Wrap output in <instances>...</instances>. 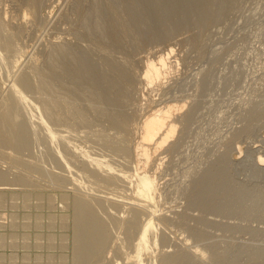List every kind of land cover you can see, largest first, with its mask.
Segmentation results:
<instances>
[{
    "label": "rangeland",
    "instance_id": "rangeland-1",
    "mask_svg": "<svg viewBox=\"0 0 264 264\" xmlns=\"http://www.w3.org/2000/svg\"><path fill=\"white\" fill-rule=\"evenodd\" d=\"M30 1L31 0H0V18L2 19V21L0 19V22H5L6 25L8 23V29H10L14 35L16 34L14 37L16 45H20V47H24L33 52L34 61L31 63L35 64L37 62L38 68L40 67L39 69H42L43 73H45V71L47 72L45 74H48L47 70H49L48 75H50V77L52 76V78H50V80L53 79L52 82L55 81L51 73L57 76L55 80H58V77L64 78L63 74H65V76L68 74L67 77L70 76V73H72L71 70L76 65L75 57L79 62L81 61L86 64V71L88 73L86 78H81L80 76L75 78L71 75L73 78L71 76L69 78L70 80L72 78V82L74 81L72 84L71 81H69L70 84L67 83L69 80L67 77H65L66 80L63 78H60L61 80L59 79L58 81L56 80L55 84L58 86L52 93L54 95L56 91L58 94L61 91L62 93L59 95L56 94L55 96L51 95L49 99L46 98L51 102H55V100H57L59 104L61 102L62 104L60 105H63V109L67 112L69 111V114H71L74 111L70 112L68 106L70 107L72 105L70 101H72L71 103L76 101V99H73L77 97L74 93H77L80 88V90H82H79L80 92L78 91L79 94L77 93L79 95L77 101H80L84 105L81 106L82 104L80 102V104L75 102L73 105L77 104L80 108L82 107L85 117L84 115H79L78 118V115L74 112L68 117L66 116L67 113L61 116V119L63 118L61 120L62 123L59 122L60 120L58 122H49L46 118L45 120L50 123L49 125L51 127L53 126L52 129L54 131L55 128L56 132H59L58 130L63 131L64 133L62 136H65L64 138L67 137L66 140L71 138L69 141H72L73 144L75 142L74 146L77 145L79 148L81 145V151L87 153L85 150H88L90 156L93 158L95 157L94 159H97L96 161L103 163V166H112L113 168H111L114 172L113 170L111 172L112 174L115 173V176L121 175L123 172L130 173L132 177L135 175L136 167L139 164L137 163L139 158L135 156V148L141 141L142 125L144 120L149 116L150 110H156L158 109L157 107L162 106V108H164L173 104L181 105L183 102L187 104L185 105L187 107L184 106L186 109L183 108L181 110L182 112L180 111L179 114L185 115L190 111L186 119V123H189L186 124L185 128L183 127L181 133H179L181 128V126H179L178 133L170 140L168 146L172 142L175 143L173 149L166 145L163 149H159L158 152L156 151L152 156L153 163L149 178L154 182V187L157 189L155 196L156 205H154V209H159L155 212L156 214L153 220L157 222L156 225L158 227L154 226L161 232L158 233L156 229V233H158L160 239H158L159 247L157 246L158 249L156 250L161 249L157 252L155 251V255L154 247V249L150 250L151 253L153 251L152 254L150 252H146L147 254L144 252L141 257L142 259L144 258L143 260L145 262L146 258L149 257V259L147 258L146 264H150V257L153 262L155 258H160V256L169 253H177L185 257L190 256L191 263L195 261L193 264H199V262L200 264H264V256H262L264 255V167L259 168L256 164L261 155L264 157V0H171L170 5L166 1H162L157 8L162 10L161 19L164 20H160L155 15H152L149 9L148 11L151 15L148 12V17H145L146 13L144 14L143 12L147 11L142 8L140 11L144 10L142 12L144 15L141 13L143 17L139 11V13H135L138 15L139 19L137 16V18L134 17V19L133 13L138 12V10H135L136 8H132L136 3L134 0H34L37 3L36 11H33L34 9L29 7L28 2ZM165 2L169 6L164 4ZM100 8L107 14L112 12L115 14L112 20H110L114 25L109 26V24L105 22L104 26L102 17H106L107 14L105 15ZM128 8L130 11L133 10L134 12L132 11L129 13ZM96 9H99V11L101 10V12L98 13L102 15L101 21L99 18L100 15L96 14L98 12ZM150 10L153 11L152 9ZM95 15L98 16L97 19ZM127 16L131 21H129ZM144 18H147L145 19L147 24L143 21ZM149 18H151V21L148 20ZM152 18L155 19V22H157L158 19V23L161 21L160 24L155 23L159 28H155V25H153L154 28L151 27L153 24H150L153 22ZM136 19L137 21L141 19V21L136 23ZM97 20L101 23L98 24ZM94 23L97 25V28L103 25L105 32H102L103 34L99 32L98 30L100 29L104 31V29H102L103 27L97 29ZM138 24L145 29V34L142 27H139ZM148 24L150 26L149 29ZM118 25L124 26L120 27ZM128 25L133 27L132 30ZM136 26L138 27L135 28ZM15 28L17 30H15ZM119 28L121 30L120 33L118 30ZM151 28H153L155 32L153 29L150 30ZM95 29H97L96 32ZM112 29H117V32H115L116 34L114 33L111 35L112 33H110V31ZM137 29L140 32H138ZM124 31L129 33H122ZM133 31L135 33L137 31L136 34L138 35ZM141 31L144 34H142L143 36L139 34L142 33ZM100 33L104 35L105 38L101 37ZM131 33L132 35L134 34V36H132ZM145 35L147 38L144 37ZM64 41L67 44H64ZM60 43L64 44L63 48H66L65 45L67 48L70 47L64 49V53L68 56L70 54V56L74 55L73 59L64 54L66 57L65 59L64 55L61 53V55L59 54V56H57V58L62 56L60 59L58 58V63L51 58L53 55H56V51L60 50ZM54 45L57 48L54 47ZM105 49L110 53L111 58H105L102 55V50ZM169 49L174 51L170 56L172 65L170 64L171 67L168 68V72H165L166 76L164 75L162 78V83L165 79L162 86L151 89L144 85L142 86V84L140 85L138 78L145 73V65L148 61L152 60L156 62L159 56L169 53ZM50 50L54 54H51ZM68 50L69 52H67ZM70 50L72 53L74 51L75 54H72ZM89 50L90 52H88ZM7 57L12 58L10 56ZM4 58L2 59L0 57V63L2 62L0 64V72L1 70L3 71L0 73V76L3 74V78L0 77V95L2 96L0 97V105L2 103L1 98H4L3 96H6L9 91V82L14 80L17 82L20 79L18 76L25 74L24 72H33L32 74L34 76L32 75L33 79L31 78V86H37L36 84L38 82L35 74L36 71H34L35 69L33 70L34 65L32 66L31 63H28L29 66L26 65L25 67L28 66L29 68L23 67L25 69L21 68L23 71L21 72V70L18 71L12 68V59ZM62 60H64V62H62ZM65 60H67V62L71 61L70 65L65 62ZM8 61H10V63ZM60 62L65 64L61 65ZM55 63L58 64L59 68L66 65V67H64L65 69H63L64 72L62 69L59 70ZM3 64L9 66V68ZM55 65L59 71H57ZM113 66L115 70L113 69L112 75L111 70ZM116 66L118 67L117 71ZM126 67L128 68L126 69ZM42 70L40 71L42 72ZM115 71L118 74L122 73L123 76L127 74V77L124 78L125 84L124 81L121 82L123 83L121 84L116 80L117 74H115ZM125 71H127V73ZM57 72H59L60 75ZM103 73L104 76L107 74L105 80ZM100 80L106 81L107 85L106 82L104 85ZM97 81L98 83H96ZM47 82H49V79ZM61 83L71 86L74 85V87L69 91L71 87L69 85L64 86L63 84L65 88L68 87V89L65 90ZM100 83L105 87L102 85V88ZM60 87L62 88L60 89ZM73 88H76L77 91ZM31 89L25 92L30 99L32 98L31 101L35 99L33 102L39 107L46 105L47 103H44L45 101L40 102L41 99L38 98L39 93H36L37 90H34L36 87ZM59 90L60 92H58ZM67 90L72 99L69 98L70 96L68 95L69 93L66 92ZM83 90H85V93L89 90L92 94L87 91L89 94V96H87V93L84 94ZM97 90L98 92L100 90V93L102 92L101 95H107V98L105 96L103 97L104 100H96L95 93H97ZM104 90H106V92ZM71 92H73L72 95ZM81 93L85 95V97L81 96ZM61 95L63 97H61ZM115 98H118L117 101L119 102H117ZM67 99H69V101ZM92 100H94V103ZM92 106L96 111L92 109ZM85 108H87V110L84 112ZM97 110L100 111L98 112ZM114 111L116 114L113 113ZM117 113L119 114L118 117L127 115L126 118L129 121L128 128L124 127V129L118 124L119 122L116 121L118 119ZM35 114L34 118L38 116L37 119H40L39 114H37V112ZM113 114L116 116L114 115L115 117H112ZM83 118H87L88 120L85 119V121L87 120L89 123L87 121L85 122ZM37 119L35 123L39 121ZM67 119L68 123L66 122ZM80 119L83 120L81 121L84 125L80 123ZM53 122L55 124H53ZM70 122L72 127L70 126L68 129ZM72 122L76 125L75 127ZM77 124H79V126ZM35 125H33L32 128L37 130V134L35 133L32 139L38 140L33 141L30 139L31 147L29 146L26 152L23 151V153L25 152L24 154L22 152L19 154L12 149L7 151L8 148H6V146V150L4 146L0 147L2 151V153L0 151V173H7L8 182L10 183H0V194L2 193V196H0V264H79L81 259L79 260L77 256L78 244L76 242L77 230H75V213H77L76 203L82 201L80 199L84 198L89 200L88 202L91 204V207L93 206L92 209L95 207L94 211L96 207L97 210H101H96V213H100L103 219L102 222L105 221L104 225L106 226L107 224V231H110L108 235L110 234L111 236H109L110 241L108 240V245L105 246L103 251L92 256L89 263H87L133 264V262H135L133 259L135 258L136 260L134 255L137 256L135 244L140 237V226L146 220L144 217L150 215L153 217L151 212L153 209L151 211L149 210L151 214L150 212H148V215L145 213L147 212L146 207L144 208L142 202L137 200L136 192L134 191L135 186L131 185L129 182L128 184L130 185L125 182L120 183V185L116 182V184L120 186L119 190L118 185L115 183L113 184L111 180L110 183H112L114 187L108 183V178H106L108 175L102 172V169L101 171H96L94 167H90L89 165H87L89 169L83 167L81 164L83 163L84 166H86V163L81 159L83 158L81 154H79L77 158L76 155L78 154L74 155L69 152L70 150H67L65 145L61 142L54 144L55 146L57 145V147H54L52 144V147L55 149L51 148V145L47 143V141L44 143V140H46L45 133L42 134L39 126ZM88 126L91 128L88 129ZM59 128H63V130ZM65 131L67 133L70 131L69 133L71 135H68ZM76 133L81 134L77 137ZM87 133L89 134L87 135ZM97 133L100 134L97 135ZM101 134L105 135V137ZM43 135L44 138L40 137ZM100 135L104 138L102 139ZM68 136L70 137L68 138ZM81 136L82 139H80ZM100 138L110 141L109 143H112V145L115 143L114 146L116 149H113L114 147L110 148V145H106L105 141H100ZM123 139L125 140L123 141ZM116 144L118 146H116ZM58 145L60 150L57 149ZM120 145H122V148L124 146L129 150L123 152V150L121 151L119 149V151H117V147H120ZM37 146L39 148H37ZM29 150L31 152H29ZM55 150L59 152L58 154L61 153V155H65L66 158H60L69 161L66 162L69 164H66L64 159L58 161V156L60 155L57 154V156ZM90 150L92 152H90ZM37 154H41V156ZM35 155H37L40 160ZM51 157H53V160L50 159ZM139 166L142 168L141 164H139ZM73 167H75L76 170ZM40 168L44 170H40ZM80 171L81 174H79ZM99 172H102L101 175L103 173L106 175L102 176L103 178L105 176L108 182L105 179H103L105 180L103 182ZM116 172L118 174H116ZM71 173L72 176H74L73 178L72 176L70 177ZM93 173L95 175H93ZM214 173H216V176ZM83 176L89 177L87 183L90 184V182H92V186L84 184L87 181V177L83 179ZM91 177H93L92 181L90 180ZM94 179H96V183H94ZM80 180L84 182L83 185ZM97 181L99 182L97 183ZM79 182H81L80 184L82 186ZM99 183H101L102 188L98 186L100 185ZM106 183L110 188L109 186L107 187ZM87 185L91 187V189L96 185L95 188L98 187L99 190L97 188L91 190ZM78 186L83 189L81 188V190ZM85 187L87 188V193L84 192L86 189ZM115 187L117 188L116 190H114ZM125 187L127 190V192L125 190L126 193L123 192V188ZM198 188L200 189L199 191ZM109 189L111 190L109 191ZM128 190L132 192H128ZM201 190L203 191L201 192ZM200 192L202 194H200ZM127 193H129V195ZM81 195L84 197L82 198ZM198 196H202L204 200L206 199L208 204L211 203L209 205H204L203 203L200 204L195 202V197ZM85 199L83 202L85 201V203H88ZM100 200L102 202H99ZM110 201L112 202L110 203ZM115 202H118L117 204L119 205H116ZM133 202L135 203L132 204ZM99 203H102V205H99ZM214 205L218 206L217 209ZM207 206H210L208 207L209 209ZM233 208L239 209L234 210ZM246 208L247 210L249 209V211H247ZM135 209L139 211V215L145 216L143 218L139 216L142 219L140 221L139 218V222L141 223H139L140 226H137L139 230H136L134 232L135 234L127 235V224L131 219L129 214L131 215L132 211L134 214L137 213ZM129 211H131V213ZM98 213L97 215H99ZM181 213L183 215H181ZM115 214L117 216H115ZM134 214H132V216ZM119 216L121 218H118ZM149 219L148 217L147 220ZM155 221L153 222L155 223ZM218 256L220 258H218ZM128 257L134 258L128 260ZM131 261L132 263H130ZM81 262L86 264V260H82Z\"/></svg>",
    "mask_w": 264,
    "mask_h": 264
},
{
    "label": "bare ground",
    "instance_id": "bare-ground-1",
    "mask_svg": "<svg viewBox=\"0 0 264 264\" xmlns=\"http://www.w3.org/2000/svg\"><path fill=\"white\" fill-rule=\"evenodd\" d=\"M28 1V0H27ZM162 1H166L169 5L171 4V0H134V2H136L135 4H134V6L132 7V8H136L135 10H138V12H134L133 10V18L134 17H138V15L137 14H135V13H139V11H140V9L142 8V9H144L145 11H147V12H143L144 10H142V11H140V14L143 12L144 14L146 13V15H145V17H148V12L150 11V12H152L151 14L152 15H155L156 17H158L160 20H164V19H161V16H162V10L161 9H159V8H157V6L159 5V4H161L160 2H162ZM164 3V4H166V5H168L167 3ZM27 3V2H26ZM28 5H29V7L31 8V9H34L33 11H36L35 9H36V5H37V3H36V1H34V0H31L30 2H28ZM125 5V4H124ZM168 5V6H169ZM127 6V5H126ZM129 6V5H128ZM159 7V6H158ZM38 8V7H37ZM99 8V7H98ZM103 8V7H102ZM102 8H100V9H102ZM127 8V7H126ZM130 8V7H129ZM128 8V9H129ZM148 9H149V11H148ZM150 9H152L153 11H151ZM30 10V9H29ZM98 12L96 13L97 15H100V14H98L99 12H101V10L99 11V9H96ZM103 10V9H102ZM107 10V9H106ZM132 11H130V9H129V13L130 12H132ZM39 12V11H38ZM103 12L105 13V11L103 10ZM107 12V11H106ZM110 12V11H109ZM108 12V13H109ZM122 12V11H121ZM150 12H149V14H150ZM35 13V12H34ZM118 13V12H117ZM142 13V14H143ZM95 14V13H94ZM102 14V13H101ZM107 13H105V15H106ZM141 14V16L143 17V15ZM150 14V15H151ZM97 15H95L96 16V19H97ZM115 14H113V12L112 13H109V14H107V16L106 17H102L103 19H102V23L104 24V26H105V22L107 23V24H109V26H112V25H114V23H112L110 20H112V17L114 16ZM132 15V14H131ZM25 16H26V14H25ZM24 16V17H25ZM95 16H94V18H95ZM101 16L102 15H100V21H101ZM140 16V15H139ZM140 16V17H141ZM166 16V15H165ZM90 17V16H89ZM128 17V16H127ZM136 17V18H137ZM141 17V18H142ZM154 17V16H153ZM88 18V17H87ZM98 18V19H99ZM129 18V17H128ZM133 18H132V21H133ZM168 18V17H167ZM1 19V18H0ZM13 19V18H12ZM21 19V18H20ZM85 19V18H84ZM135 19V18H134ZM138 19H139V17H138ZM145 19H147V18H144V20L143 21H145L146 22V20ZM151 18H149L148 20H150ZM159 19H158V21H159ZM35 20H36V18H35ZM157 20V19H156ZM1 21H2V19H1ZM7 21V20H6ZM8 21H9V17H8ZM7 21V22H8ZM19 21V20H18ZM23 21V20H22ZM26 21V20H25ZM113 21H114V19H113ZM117 21V20H116ZM129 21H131L130 20V18H129ZM136 21H137V19H136ZM139 21H141V19L139 20ZM139 21H137L136 23H138ZM151 21V20H150ZM149 21V22H150ZM152 21L153 22H151L150 24H152V26L151 27H153V25H155V28L156 27H158V26H156L157 24H155V23H158V21L157 22H155V19L154 18H152ZM97 22H98V20H97ZM109 22V23H108ZM115 22V21H114ZM127 22V21H126ZM134 22V21H133ZM11 23V22H10ZM19 23V22H18ZM27 23V22H26ZM38 23V22H37ZM40 23V22H39ZM51 23V22H50ZM101 22H98V24H100ZM117 23V22H116ZM115 23V24H116ZM128 23V22H127ZM126 23V24H127ZM141 23V22H140ZM139 23V24H140ZM144 23V22H143ZM161 23V21L158 23V24H160ZM95 24V23H94ZM135 24V23H134ZM138 24V25H139ZM146 24H147V22H146ZM145 24V25H146ZM7 25H9L8 23H7ZM6 24H5V22H0V57L3 59L4 57H5V55H6V57L5 58H9V57H7V56H10V57H12V58H9V59H12L11 61V65H12V68L13 69H17L18 71L19 70H21V68H23V67H25L26 65H28V63H31V62H33L34 61V58H33V52H31L29 49H26V48H22V47H20V45L18 46V45H16V43L14 42V37L16 36V34L14 35V33H12V31H10V29H8V26H7ZM16 25V24H15ZM18 25V24H17ZM24 25V24H23ZM33 25V24H32ZM96 25V24H95ZM137 25V24H136ZM142 25H144V24H142ZM12 26V25H11ZM22 26V25H21ZM118 26H120V27H123L124 25H118ZM129 26V25H128ZM148 26H149V24H148ZM15 27V26H14ZM17 27V26H16ZM100 27L101 26H98V28H97V25H96V28L97 29H100ZM102 27H103V25H102ZM101 27V28H102ZM130 27V26H129ZM138 26H136L135 28H137ZM139 27H142V26H140L139 25ZM11 28V27H10ZM19 28V27H18ZM117 28V27H116ZM131 28V30H132V28L133 27H130ZM144 28H145V26H144ZM150 28V26L148 27V29ZM154 28V27H153ZM153 28H151L150 30H152ZM159 28V27H158ZM24 29V28H23ZM97 29H95V32H96V30ZM102 29H104V27L102 28ZM138 29H141V28H138ZM138 29H137V31H138ZM142 29H143V27H142ZM141 29V30H142ZM13 30V29H12ZM15 30H17L16 28H15ZM14 30V31H15ZM18 30H20V29H18ZM108 30V29H107ZM117 30V29H116ZM115 29H112L111 31H110V33H112L111 35H113L115 32H117ZM119 30V33H120V28L118 29ZM128 30V29H127ZM126 30V31H127ZM144 30V34H145V29H143ZM147 30V29H146ZM99 32H105V29H104V31H101V29L100 30H98ZM97 31V32H98ZM126 31H124V32H122V33H124V34H126V33H129V32H126ZM137 31H136V33H137ZM153 31H154V29H153ZM158 31V30H157ZM22 32V31H21ZM83 32V31H82ZM91 32V31H90ZM89 32V33H90ZM134 32V31H133ZM138 32H140V31H138ZM142 32V31H141ZM148 32H151V31H148ZM147 32V33H148ZM155 32V31H154ZM153 32V33H154ZM87 33V32H86ZM100 33V34H101ZM108 33V32H107ZM135 33V32H134ZM135 33V34H136ZM103 34V33H102ZM101 34V37H103V38H105V36L104 35H102ZM116 34V33H115ZM140 35H142L143 34V32L142 33H139ZM143 34V35H144ZM21 35V34H20ZM93 35V34H92ZM128 35H130V34H128ZM131 35H132V33H131ZM136 35H138V34H136ZM142 35V36H143ZM90 36H91V34H90ZM100 36V35H99ZM132 36H134V34L132 35ZM153 36H155V35H153ZM20 37V36H19ZM18 37V38H19ZM81 37V36H80ZM141 37V36H140ZM144 37H146V35L144 36ZM147 38V37H146ZM152 38V37H151ZM133 39V38H132ZM135 39V38H134ZM154 39V38H153ZM17 40V39H16ZM20 40V39H19ZM18 40V41H19ZM84 40V39H83ZM123 40V39H122ZM121 40V41H122ZM137 40V39H136ZM147 40V39H146ZM25 41V40H24ZM45 41V40H44ZM72 42V41H71ZM136 42V41H135ZM70 43V42H69ZM123 43V42H122ZM127 43V42H126ZM21 44V43H20ZM25 44H27V43H25ZM64 44H67V43H65V41H64ZM64 44H61L60 43V45H61V47H60V50H58V51H56V46L54 45V47H56L55 48V51L57 52L56 53V55L54 56L53 55V57H51L56 63H58L59 62V59L62 57V56H60V58L58 59L57 58V56H59V54L61 53V54H65L64 53V49H66L67 48V46L65 45V47L66 48H63L64 47ZM63 45V46H62ZM124 45V44H123ZM126 45V44H125ZM24 46V45H23ZM39 46V45H38ZM58 46V45H57ZM120 46H121V44H120ZM25 47H26V45H25ZM53 47V46H52ZM59 47V46H58ZM78 47V46H77ZM125 47V46H124ZM68 48H70V47H68ZM67 48V49H68ZM126 48V47H125ZM54 49V48H53ZM91 49H92V47H91ZM98 50V49H97ZM170 50V49H169ZM43 51V50H42ZM71 51V50H70ZM77 51V50H76ZM86 51V50H85ZM101 51V50H100ZM103 52H102V55L105 57V58H109L110 57V53H108L107 51H106V49L105 50H102ZM105 51V52H104ZM50 52H51V50H50ZM63 52V53H62ZM66 52V51H65ZM67 52H69V50L67 51ZM84 52V51H83ZM88 52H90V50L88 51ZM95 52V51H94ZM174 51H172V50H170L169 51V53H167V54H165V55H163L162 54V56H159V58H158V60L155 62V61H152V60H150V61H148V63L145 65V73L142 75V76H139V78H138V82H139V84L141 85L142 84V86L144 85L145 87H147V88H151V89H155V88H158V87H161L162 86V84L164 83V80H163V83H162V78L164 77V75L166 74L165 72H168L167 70H168V68L169 67H171V65H172V62L170 61V56L172 55V53H173ZM40 53V52H39ZM71 53H72V51H71ZM73 53H74V51H73ZM72 53V54H73ZM51 54H54V53H52L51 52ZM60 54V55H61ZM68 54V53H67ZM75 54V53H74ZM81 54V53H80ZM84 54V53H83ZM12 55V56H11ZM66 55V54H65ZM65 55H64V57H65ZM71 55V54H70ZM69 55V56H70ZM82 55V54H81ZM49 56V55H48ZM52 56V55H51ZM66 56H68V55H66ZM68 56V57H69ZM85 56V55H84ZM118 56H119V54H118ZM67 57V58H68ZM72 57V59H73V57H74V55L73 56H70V58ZM4 58V59H5ZM111 58V57H110ZM8 59V60H9ZM37 59V58H36ZM50 59V58H49ZM64 59V58H63ZM65 59H66V57H65ZM71 59V60H72ZM101 59V58H100ZM7 60V59H6ZM53 60H52V62H53ZM105 60V59H104ZM117 60V59H116ZM1 61V60H0ZM49 61V60H48ZM61 61V60H60ZM69 61V60H68ZM75 63H76V65H75V67L71 70L72 71V73H70V76L72 75L73 77H75V78H77V77H81V78H86L87 76H88V73H87V68H86V64L85 63H83V62H79V60H77L76 59V57H75ZM3 62H4V60H3ZM9 63H10V61H8ZM45 62V61H44ZM50 62H51V60H50ZM62 62H64V60H62ZM62 62H60L61 63V65H64V64H62ZM65 62H67V60H65ZM71 62V61H70ZM70 62H67V63H69V65H70ZM74 62V61H73ZM126 62V61H125ZM147 62V61H146ZM2 63V62H1ZM0 63V64H1ZM5 63V62H4ZM37 63V62H36ZM35 63V64H36ZM55 63V64H56ZM59 63V64H60ZM122 63H123V61H122ZM176 63H177V61H176ZM6 64V63H5ZM34 63L32 64L31 63V65L34 67L33 68V70L34 71H36V76H37V84H36V82H35V84L37 85V86H31V84H32V82H31V80L33 79L32 78V73H26V72H24L25 74H23V75H21V76H18V78L20 77V79L16 82L15 80L14 81H12V82H9V91L7 92V95L6 96H3L4 98H1L2 99V103H1V105H0V147H2V146H4V149H5V146H6V148H8L7 149V151L8 150H15L16 152H18L19 154H21V152L23 153V151H25L26 152V150H28L29 149V146H30V144H31V142H30V139H32V136H35V133H36V131L37 130H34L35 128H32V126L33 125H35V124H37L38 126H39V128H40V131H42V134L43 133H45L44 135H45V139L46 140H44V143L47 141V143H49L51 146V148H53L52 147V144L54 145V144H58L59 142H61V143H63V145H65V147H66V149L67 150H70L69 152H71L72 154H78V155H76L77 156V158H78V156H79V154H81V157L83 156V158H81V159H83V161L86 163V166H84V164L82 163L81 165H83V167H86V168H88L89 169V167H87V165H89L90 167H94L95 168V170L96 171H98V170H100L101 171V169H102V172H105V174L106 175H108V177H106V178H108V181L105 179V174L103 173L102 175H105L104 176V178H103V176L101 175V173L102 172H99L98 174L99 175H101L102 176V180L103 179H105L108 183H110V180L113 182V184L115 183L116 184V182L117 183H126V184H128V182L131 184V185H134L135 186V192H136V196H137V200H139L140 202H142V204H143V207L145 208L146 207V210H147V212H145V213H147V215L149 214L148 212H150L152 209V216L153 217H151V215L150 216H146V217H144V216H141V215H139V211H137L136 209H135V211L137 212V213H135L134 214V212L132 211V214H134V215H136V216H132V214L130 215L129 214V216H131L130 218V220L128 221V224H127V235H130V234H133L136 230H139V228L137 227L138 225H139V216H141L142 218L144 217V218H146V220H145V222L144 223H142V227L140 226V237L138 238V240H137V242H136V244H135V248H136V253H137V256H135L134 255V257H136V260H135V258L134 257H132V258H129L128 257V260L129 259H133L135 262H133V264H146V262H147V260L149 259V257H147L146 258V262L142 259V254L145 252H150V250L151 249H154L155 248V250H154V255H155V253L157 252V251H159V250H156V249H158L157 248V246H158V239H159V236H158V233L160 232L158 229H157V225H156V221L155 220H153L154 219V216H155V212L156 211H158L159 209H157V207H156V209L157 210H155L154 208H155V206L154 205H156V203H155V196H156V191H157V189H156V187H154V182L152 181V180H150V178H149V175H150V169L152 168V156L156 153V151L158 152V150L159 149H163L164 148V146H166L167 145V147H169V148H171V149H173V146L175 145V143H170V145L168 146V144H169V142H170V140H172L173 139V137L178 133V130H179V126H181V128H180V132L179 133H181V131H183V127L185 128L186 127V124H188V123H186V119H187V116H189L188 115V113L190 112V111H188V113H186L185 115L184 114H179V112L183 109V108H185V107H187V106H185V105H187V104H184V102H183V104H181V105H179V104H173V105H169V106H167V107H164V108H162V107H157L158 109H156V110H150V114H149V116L146 118V120H144V122H143V125H142V136H141V141L137 144V146H136V148H135V152H136V157L137 158H139L138 160V162L137 163H139V164H141L142 165V168L139 166V164H138V166L136 167L137 169L135 170L136 171V173H135V175L132 177V175H130V173L128 174L127 172L126 173H124L123 172V174H121V175H114V174H112V166H110L109 164H107V165H109L108 167L105 165V166H103L104 164L103 163H101V162H98V161H96L97 159H94L93 157H91L90 156V154H89V152H88V150H85V151H87V153L85 152L84 153V151H81L80 150V146H79V148H78V146L76 147V146H74V144H75V142H74V144L72 143V141H69L71 138H69L70 136H68V138H69V140L67 139L66 140V138H64L65 136H62V134L64 133L63 131H60V130H58L59 132H56V128H55V131L52 129L53 128V126L51 127L49 124L50 123H48V121L50 122H52V121H59L60 123H62V119H61V116H63L64 114H66V116L68 117L69 115H71V114H73L74 112H75V114H77L78 116V118H79V115H84V113H83V111H82V107L80 108L79 106H77V104L76 105H73V103H79L80 101H77V97L79 96L78 94H79V92L82 90H80V88H79V92L77 91V89L76 88H73L75 91H77V93H74L75 94V96H77V97H74L73 99H76V101L75 102H73V103H71L72 101H70V104H72L70 107L67 105V103H66V105L68 106V108L70 109V112H72V111H74L73 113H71V114H69V111L67 112L66 110H64L63 109V105H60V104H62L61 102H60V104L58 103V101L57 100H55V102H51L50 100L48 101L47 99H49V96L51 97V95H54L53 93H52V91H54V89L58 86V85H56L55 83H56V80H55V78H57V76L55 75V74H52L51 73V70H50V73H51V75H53L54 76V81L55 82H52V80H50V78H52V76L50 77V75H48L49 74V70H47L48 71V74H45V73H47L46 71H45V73H43V70L42 69H39L38 68V66H37V64L35 65ZM52 64V63H51ZM73 64V63H72ZM170 66H169V65ZM4 65V64H3ZM10 65V66H11ZM49 65V64H48ZM57 65V67H58V64H56ZM56 65H55V67H56ZM99 65V64H98ZM116 65V64H115ZM114 65V66H115ZM119 65V64H118ZM128 65V64H127ZM4 66H6V67H8L9 68V66H7V65H4ZM29 66V65H28ZM27 66V67H28ZM53 66V65H52ZM60 66V65H59ZM72 66H74V65H72ZM89 66V65H88ZM114 66L112 67V70H111V73H112V71H114L115 69H114ZM119 66H122V65H119ZM129 66V65H128ZM27 67H25V68H27ZM56 67V68H57ZM64 67H66V65L64 66ZM63 66H62V68H59V70L60 69H62V71L64 72V70L63 69H65ZM117 67V66H116ZM125 67V66H124ZM123 67V68H124ZM130 67V66H129ZM8 68H7V70H8ZM11 68V67H10ZM25 68H23V69H25ZM29 68V67H28ZM58 68H57V71H59L58 70ZM128 67H126V69H127ZM52 69V68H51ZM91 69V68H90ZM114 69V70H113ZM120 69V68H119ZM5 70V69H4ZM33 70H31V71H33ZM40 70H42V72L40 71ZM118 70V67H117V69H116V71ZM129 70V69H128ZM54 71H55V68H54ZM115 71V72H116ZM121 71V70H120ZM122 71H123V69H122ZM1 72H3L2 70H1ZM0 72V73H1ZM21 72H23L22 70H21ZM53 72V71H52ZM90 72V71H89ZM107 72H109V71H107ZM106 72V73H107ZM126 73H127V71H125ZM7 73V72H6ZM13 73V72H12ZM12 73H10V74H12ZM56 73V72H55ZM59 75H60V73L59 72H57ZM66 73H68V72H66ZM170 73H171V71H170ZM107 74H110V73H107ZM106 74V75H107ZM115 74H117V81L118 82H123L124 81V78H126L127 77V74H124V76L122 75V73L120 74H118L117 72L115 73ZM115 74H114V77H115ZM1 75V74H0ZM4 75H7V74H4ZM9 75V74H8ZM20 75V74H19ZM58 75V76H59ZM64 75V78L63 79H65V77H67V75L68 74H66V76H65V74H63ZM62 75V76H63ZM105 75V76H106ZM112 75H113V73H112ZM2 76H3V74H2ZM2 76H0V77H2ZM14 76V75H13ZM34 76V75H33ZM56 76V77H55ZM70 76H68L67 78H69ZM71 76V77H72ZM103 76H104V73H103ZM104 76V80H105V77ZM110 76V75H109ZM135 76V75H134ZM166 76V75H165ZM7 77V76H6ZM9 77H10V75H9ZM8 77V78H9ZM72 77V78H73ZM3 78V77H2ZM7 78V79H8ZM12 78V77H11ZM10 78V79H11ZM32 78V79H31ZM59 79L61 78V77H58ZM61 78V79H62ZM72 78H71V80H72ZM74 78V79H75ZM92 78H93V76H92ZM14 79H16V78H14ZM48 79H49V82H47L48 81ZM58 79V80H59ZM60 79V80H61ZM73 79V80H74ZM2 80V79H1ZM5 80V79H4ZM9 80V79H8ZM57 80V81H58ZM66 80V79H65ZM70 80V78H69V80H68V82L67 83H69V81H71ZM81 80V79H80ZM83 80V79H82ZM126 80V79H125ZM5 81H7V80H5ZM10 81V80H9ZM79 81V80H78ZM88 81V80H87ZM101 81V80H100ZM106 81H107V79H106ZM106 81H101V82H103V84L106 82ZM34 82V81H33ZM61 82V81H60ZM60 82H58V83H60ZM64 82V81H63ZM74 82V81H73ZM72 81H71V84L73 83ZM117 82V83H118ZM96 83H98V81L96 82ZM62 84V83H61ZM61 84H60V86H61ZM64 84V83H63ZM63 84H62V87H64V86H67V85H69V84H67V85H65L64 84V86H63ZM79 84V83H78ZM101 85V87H102V83H100ZM121 84H123V83H121ZM124 84H125V81H124ZM77 85V84H76ZM87 85H88V83H87ZM105 85V84H104ZM103 85V87H105ZM106 85H107V82H106ZM71 88H69L70 90L69 91H71V89H72V87H74V85L73 86H71V85H69ZM80 86V85H79ZM82 86V85H81ZM97 86V85H96ZM98 86H99V84H98ZM97 86V87H98ZM34 87H36V89H34V90H37L36 91V93H39V99H41V101L40 102H42V101H45L44 103H47L46 105H42L41 107H39V106H36L34 103L35 102H33V101H31L32 100V98L30 99L26 94H25V92L27 91V90H29V89H31V88H34ZM62 87H60V89L62 88ZM76 87V86H75ZM96 87V88H97ZM102 87V88H103ZM65 88V87H64ZM86 88V87H85ZM84 88V89H85ZM101 88V89H102ZM1 89V88H0ZM8 89V88H7ZM66 89H68V87L67 88H65V90ZM89 89V88H88ZM95 89V88H94ZM98 89V88H97ZM32 90V89H31ZM63 90V89H62ZM86 90V89H85ZM85 90H83L84 91V94H86L87 93V91L90 93V94H92V92H90L89 90H87L86 91V93H85ZM157 90V89H156ZM6 91V90H5ZM69 91L67 90L66 92H68L69 93ZM102 91V90H101ZM105 92H106V90H104ZM47 92H49V93H47ZM51 92V93H50ZM58 92H60V90L58 91ZM64 92V91H63ZM74 92V91H73ZM73 92H71V95H72V93ZM104 92V93H105ZM159 92V91H158ZM1 93V92H0ZM5 93V92H4ZM29 93V92H28ZM55 93V92H54ZM60 93H62V91L60 92ZM59 93V94H60ZM100 93V90H99V92H98V90H97V93H95L96 95H95V97H96V100L98 99V100H104L103 99V97H105L106 96V98H107V95H101V93ZM31 94H32V92H31ZM56 94H58L57 93V91H56V93H55V95ZM58 94V95H59ZM77 94V95H76ZM107 94V93H106ZM109 95H111L110 93H108ZM5 95V94H4ZM54 95V96H55ZM65 95V94H64ZM67 95V94H66ZM69 96H70V93L68 94ZM67 95V96H68ZM108 95V96H109ZM113 95V94H112ZM30 96V95H29ZM32 96V95H31ZM54 96H53V99H54ZM81 96H84L85 97V95H82V93H81ZM87 96H89V94L87 93ZM94 96V95H93ZM0 97H2L1 95H0ZM59 97V96H58ZM61 97H63L62 95H61ZM65 97V96H64ZM83 97V98H84ZM91 97V96H90ZM114 97V96H113ZM115 97H116V95H115ZM47 98V99H46ZM60 98V97H59ZM69 98H71L72 99V97L70 96ZM105 98V99H106ZM153 98V97H152ZM52 99V98H51ZM55 99H58V98H55ZM78 99H79V97H78ZM88 99V98H87ZM116 99V101L118 100V98H115ZM59 100V99H58ZM66 100V99H65ZM68 101H69V99H67ZM90 100V99H89ZM107 100V99H106ZM109 100V99H108ZM111 100H113V99H111ZM54 101V100H53ZM57 101V102H56ZM85 101H86V99H85ZM93 101V103H94V100H92ZM115 101V100H114ZM67 102V101H66ZM83 102V101H82ZM89 102V101H88ZM95 102H97V101H95ZM99 102V101H98ZM117 102H119V101H117ZM116 102V103H117ZM43 103V104H44ZM81 103V102H80ZM79 103V104H80ZM92 103V102H91ZM105 103V102H104ZM103 103V105L105 106V104ZM179 103V102H178ZM38 104V103H37ZM41 104V103H40ZM65 104V103H64ZM69 104V103H68ZM82 104V103H81ZM97 104H99V103H97ZM60 105V106H59ZM65 105V106H66ZM84 104H82L81 106H83ZM64 106V107H65ZM95 106V105H94ZM185 106V107H184ZM85 107H87V106H85ZM67 108V107H66ZM96 108V107H95ZM102 108V107H101ZM105 108V107H104ZM109 108V107H108ZM147 108V107H146ZM68 109V110H69ZM92 109H94V107L92 106ZM186 109V108H185ZM85 110H87V108H85L84 109V112H85ZM95 110V109H94ZM96 111V110H95ZM94 111V112H95ZM98 111V110H97ZM100 111V110H99ZM98 111V112H99ZM102 111V110H101ZM108 111V110H107ZM112 111V110H111ZM34 112V113H33ZM37 112V114H39V116H40V119H37L38 118V116H36L37 118H34L35 117V113ZM87 112V111H86ZM182 112V111H181ZM88 113V112H87ZM102 113H103V111H102ZM113 113H115L116 114V112L114 111ZM97 114V113H96ZM115 114H113V116L112 117H115L116 115ZM118 114V113H117ZM190 114V113H189ZM255 114V113H254ZM91 115V114H90ZM115 115V116H114ZM123 115V114H122ZM261 115V114H260ZM88 116V115H87ZM86 116V117H87ZM119 116V114L117 115V120L116 121H118L119 123V125L121 126V127H125V128H128V126H129V121H128V119L126 118V116H121V117H118ZM27 117V118H26ZM77 117H76V115H75V118L77 119ZM81 117V116H80ZM83 117V116H82ZM84 117H85V115H84ZM105 117V116H104ZM109 117H110V115H109ZM45 118L48 120V121H46L45 120ZM75 118H74V120H75ZM93 118V117H92ZM39 120V121H37L36 123H35V120ZM69 119V118H68ZM68 119L66 120V122L68 123ZM71 119H73V118H71ZM84 119V118H83ZM85 119H87V118H85ZM85 119H84V121H85ZM112 119V118H111ZM70 120V119H69ZM82 119H80L79 121H80V123L81 124H83L82 123V121H81ZM88 120V119H87ZM86 120V121H87ZM91 120V119H90ZM98 120V119H97ZM71 121V120H70ZM76 121V120H75ZM85 121V122H86ZM92 121V120H91ZM94 121V120H93ZM188 121H190V120H188ZM84 122V123H85ZM88 122V121H87ZM113 122V121H112ZM63 123H64V121H63ZM73 123V122H72ZM79 123V122H78ZM89 123V122H88ZM98 123H100V122H98ZM53 124H55L54 122H53ZM74 124V123H73ZM80 124V125H81ZM180 124V125H179ZM37 125H35V126H37ZM78 126H79V124H77ZM84 125V124H83ZM185 125V126H184ZM34 126V127H35ZM56 126V125H55ZM71 126V122H70V124H69V126H68V129H69V127ZM76 125L74 124V127H75ZM117 126V125H116ZM61 127V126H60ZM63 127V126H62ZM72 127V126H71ZM73 127V128H74ZM89 128L88 129H90L91 127L90 126H88ZM97 127V126H96ZM37 128V127H36ZM63 128H65V127H63ZM63 128L61 129V128H59V129H61V130H63ZM67 128V127H66ZM77 128V127H76ZM79 128H81V127H79ZM124 128V129H125ZM71 129V128H70ZM66 130V129H65ZM73 130H75V129H73ZM39 131V130H38ZM39 131V132H40ZM68 131V130H67ZM86 131V130H85ZM91 131V130H90ZM125 131V130H124ZM141 131V130H140ZM66 132V131H65ZM70 132V131H69ZM67 133L68 135L70 134V133ZM79 132V131H78ZM89 132V131H88ZM41 133V132H40ZM65 133V134H66ZM72 133V132H71ZM82 133V132H81ZM81 133H79V134H81ZM90 133V132H89ZM89 133H87V135L89 134ZM95 133V132H94ZM37 134V133H36ZM61 134V135H60ZM73 134V133H72ZM74 134H75V132H74ZM77 135V137H78V133H76ZM83 134H85V133H83ZM98 134H100V133H97V135ZM106 134V133H105ZM41 135V134H40ZM44 135L43 136H40V137H42V138H44ZM71 135V134H70ZM91 135V134H90ZM101 135H103V134H101ZM100 135V136H101ZM184 135V134H183ZM67 136V135H66ZM72 136H74V135H72ZM100 136H98V137H100ZM104 137H105V135H103ZM108 136V135H107ZM114 136V135H113ZM112 136V137H113ZM180 136V135H179ZM38 137V136H37ZM75 137V136H74ZM73 137V138H74ZM102 137V136H101ZM104 137H102V139L104 138ZM34 138V137H33ZM36 138V137H35ZM72 138V139H73ZM89 138V137H88ZM93 138V137H92ZM109 138V137H108ZM76 139V138H75ZM80 139H82V136H81V138ZM101 139V138H100ZM100 140V141H105L106 142V145H110L109 147L110 148H113V149H116L115 148V146H114V144L115 143H113V145H112V143H109L110 141H106V140ZM107 139V138H106ZM114 139H116V138H114ZM33 140V139H32ZM35 141H37L36 139H34ZM33 140V141H34ZM41 140V139H40ZM77 140V139H76ZM79 140V139H78ZM87 140V139H86ZM98 140V139H97ZM110 140V139H109ZM125 139H123V141H124ZM95 141V140H94ZM40 142V141H39ZM79 142V141H78ZM175 142V141H174ZM37 143V142H36ZM33 144V143H32ZM35 146V145H34ZM93 146V145H92ZM116 146H118L117 144H116ZM122 145H120V147H117L118 148V150L117 151H119V149L122 151L123 150V152H126V151H128L127 149H126V147H124L123 146V148L121 147ZM31 147V146H30ZM47 147V146H46ZM54 147H57V145L55 146L54 145ZM63 147V146H62ZM89 147V146H88ZM10 148V149H9ZM37 148H39L38 146H37ZM64 148V147H63ZM128 148V147H127ZM1 149V148H0ZM3 149V150H4ZM31 149V148H30ZM36 149V148H35ZM53 149H55V148H53ZM57 149H59V145H58V148ZM56 149V150H57ZM62 149V148H61ZM83 149H84V147H83ZM168 149V148H167ZM6 150V149H5ZM41 150V149H40ZM55 150V151H56ZM60 150V149H59ZM79 150V151H78ZM1 151V150H0ZM36 151V150H35ZM38 151V150H37ZM36 151V152H37ZM45 151V150H44ZM47 151H48V149H47ZM51 151H52V149H51ZM14 152V151H13ZM24 152V153H25ZM29 152H31L30 150H29ZM39 152V151H38ZM50 152V151H49ZM53 152V151H52ZM57 152V153H56ZM55 152V154L57 155L59 152L58 151H56ZM61 152V151H60ZM90 152H92L91 150H90ZM1 153H2V151H1ZM17 153V154H18ZM23 153V154H24ZM44 153V152H43ZM42 153V154H43ZM47 153V152H46ZM71 153H70V155H71ZM14 154H16V153H14ZM29 154V153H28ZM35 154V153H34ZM49 154V153H48ZM47 154V155H48ZM53 154H54V152H53ZM93 154V153H92ZM7 155V154H6ZM5 155V156H6ZM27 155V154H26ZM38 156H41V154L39 155V154H37ZM37 155H35L37 158H38V156ZM50 155V154H49ZM58 155H60V156H58ZM57 156H58V161L59 160H61V159H64V158H60V157H65V155H61V153L60 154H58ZM69 155V154H68ZM241 155V154H240ZM29 156V155H28ZM33 156V155H32ZM57 156H56V158H57ZM67 156V155H66ZM75 156V157H76ZM22 157V156H21ZM30 157V156H29ZM44 157H46V156H44ZM44 157H41V158H44ZM48 157V156H47ZM74 157V156H73ZM240 157V156H239ZM20 158V157H19ZM53 157H51L50 159H52ZM55 158V157H54ZM60 158V159H59ZM66 158V157H65ZM39 159V158H38ZM47 159H49V158H47ZM71 159V158H70ZM69 159V160H70ZM154 159V158H153ZM40 160V159H39ZM53 160V159H52ZM57 160V159H56ZM65 160V159H64ZM77 160V159H76ZM75 160V161H76ZM14 161V160H13ZM16 161H18V160H16ZM51 161V160H50ZM58 161H56L57 163H59ZM82 161V160H81ZM162 161V160H161ZM61 162V161H60ZM65 163L66 162H69V161H67V160H65L64 161ZM223 162V161H222ZM25 163V162H24ZM61 163H63V162H61ZM65 163H64V165H65ZM73 163H74V161H73ZM110 163V162H109ZM66 164H69V163H66ZM71 164V163H70ZM158 164V163H157ZM214 164V163H213ZM256 164H257V167H259V168H263L264 167V157L261 155L259 158H258V160H257V162H256ZM61 165V164H60ZM76 165V164H75ZM66 166V165H65ZM72 166V165H71ZM60 167V166H59ZM62 167H64V166H62ZM70 167V166H69ZM78 167V166H77ZM82 167V168H83ZM112 167V168H111ZM134 167V166H133ZM140 167V168H139ZM68 168V167H67ZM66 168V169H67ZM71 168V167H70ZM69 168V169H70ZM73 168H75V167H73ZM93 168V169H94ZM155 168V167H154ZM214 168V167H213ZM37 169H38V167H37ZM51 169V168H50ZM63 169V168H62ZM40 170H44V169H42V168H40ZM70 170H72V169H70ZM75 170H76V168H75ZM78 170H80V169H78ZM92 170V169H91ZM90 170V171H91ZM95 170H93L94 172H96ZM215 170V169H214ZM217 170H219V169H217ZM226 170V169H225ZM224 170V171H225ZM38 171V170H37ZM63 171H64V169H63ZM119 171V170H118ZM117 171V172H118ZM5 172V171H4ZM60 172V171H59ZM75 172H77V171H75ZM92 172V171H91ZM113 172H114V170H113ZM116 172V174H118ZM120 172V171H119ZM204 172V171H203ZM221 172V171H220ZM42 173V172H41ZM69 173H70V171H69ZM88 173V172H87ZM120 173H122V172H120ZM119 173V174H120ZM43 174V173H42ZM49 174V173H48ZM51 174V173H50ZM52 174H54V173H52ZM57 174V173H56ZM63 174V173H62ZM74 174V173H73ZM79 174H81V171L79 172ZM82 174H84V173H82ZM90 174H92V173H90ZM132 174V173H131ZM219 174V173H218ZM221 174V173H220ZM65 175V174H64ZM76 175V174H75ZM85 175V174H84ZM89 175V174H88ZM93 175H95L94 173H93ZM214 175L216 176V173H214ZM69 176V175H68ZM68 176H67V178H68ZM72 176V173H71V175H70V177ZM82 176V175H81ZM90 176H92V175H90ZM63 177H65V176H63ZM62 177V178H63ZM74 176H72V178H73ZM76 177V176H75ZM87 177V176H86ZM85 176H83L82 178L83 179H85L86 178ZM94 177V176H93ZM93 177H91V181H92V179H93ZM205 177H206V175H205ZM54 178V177H53ZM71 178V179H72ZM94 178H96V177H94ZM101 178V177H100ZM100 178H97V179H100ZM228 178V177H227ZM56 179V178H55ZM75 179V178H74ZM82 179V180H83ZM87 179H89V177H87L86 178V180ZM231 179V178H230ZM8 176H7V173L6 174H4L3 172L2 173H0V183L2 182V183H7L8 182ZM12 180H13V178H12ZM16 180V179H15ZM64 180V179H63ZM67 180V179H66ZM90 180H89V182H90ZM95 180L96 179H94L93 181H94V183H96L95 182ZM105 180H103V182L105 181ZM194 180H196V179H194ZM221 180H223V179H221ZM24 181V180H23ZM70 181V180H69ZM81 181V180H80ZM84 181V180H83ZM101 183H103L101 180H99ZM99 181H97V183L99 182ZM202 181V180H201ZM218 181V180H217ZM11 182V181H10ZM14 182V181H13ZM73 182V181H72ZM76 182V181H75ZM82 182V181H81ZM81 182H79V184L81 183ZM88 182V180L84 183V182H82V185H83V183L84 184H89V183H87ZM19 183H20V181H19ZM22 183V182H21ZM78 183V182H77ZM91 183L92 182H90V184H89V186L91 185ZM101 183H99L100 185H98V186H100V188H102L101 187ZM227 183V182H226ZM8 184H10L9 182H8ZM24 184V183H23ZM74 184V183H73ZM76 184V183H75ZM93 184V183H92ZM104 184V183H103ZM107 184V183H106ZM111 185H112V183H110ZM119 184H116V185H118V189L120 188V186H119ZM130 184H128V185H130ZM191 184H192V182H191ZM201 184V183H200ZM81 185V184H80ZM81 185V186H82ZM97 185V184H96ZM95 185V186H96ZM115 185V186H116ZM121 185V184H120ZM123 185V184H122ZM220 185V184H219ZM221 185H222V183H221ZM220 185V186H221ZM225 185V184H224ZM84 186H86V185H84ZM83 186V187H84ZM88 186V185H87ZM88 186V188L89 189H91V187H89ZM92 186V185H91ZM94 186V185H93ZM95 186L94 187H92V189L91 190H94V189H98L99 190V188L98 187H96L95 188ZM106 186V185H105ZM109 185L107 184V187H108ZM113 186V185H112ZM206 186V185H205ZM223 186V185H222ZM74 187V186H73ZM79 188H80V186H78ZM114 187V186H113ZM128 187V186H127ZM130 187H132V186H130ZM214 187H215V185H214ZM76 188H77V186H76ZM76 188H75V190H76ZM82 188V187H81ZM80 188V189H81ZM86 188V187H85ZM84 188V189H85ZM94 188V189H93ZM103 188H104V186H103ZM109 188H110V186H109ZM121 188H122V186H121ZM129 188V187H128ZM200 188V187H199ZM198 188V191L201 189H199ZM225 188V187H224ZM83 189V188H82ZM81 189V190H82ZM106 189V188H105ZM117 188L115 187V189L114 190H116ZM124 190H123V192L124 193H126L127 192V190H126V187L125 188H123ZM132 189V188H131ZM130 189V190H131ZM218 189V188H217ZM216 189V190H217ZM86 190H87V188L84 190V192L85 193H87L86 192ZM90 190V191H91ZM111 189H109V191H110ZM114 190H112V191H114ZM120 190V189H119ZM125 190H126V192H125ZM219 190V189H218ZM89 191V190H88ZM104 191V190H103ZM108 191V190H107ZM196 191V190H195ZM203 190H201V192H202ZM208 191V190H207ZM82 192V191H81ZM94 192H97V191H94ZM98 192H100V191H98ZM117 192V191H116ZM121 192V191H120ZM128 192H132V191H129L128 190ZM200 192V194H202ZM209 192V191H208ZM216 192V191H215ZM219 192V191H218ZM221 192H222V190H221ZM224 192V191H223ZM3 193H5V192H3ZM10 193V192H9ZM93 193V192H92ZM104 193V192H103ZM102 193V194H103ZM220 193V192H219ZM41 194V193H40ZM81 194V193H80ZM91 194V193H90ZM96 194V193H95ZM101 194V193H100ZM122 194V193H121ZM128 195H129V193H127ZM221 194V193H220ZM219 194V195H220ZM230 194V193H229ZM228 194V195H229ZM68 195V194H67ZM114 195V194H113ZM195 195V194H194ZM214 195V194H213ZM225 195V194H224ZM231 195V194H230ZM0 196H2V193L0 194ZM35 196V195H34ZM38 196V195H37ZM42 196H43V194H42ZM89 196V195H88ZM92 196H94V195H92ZM108 196V195H107ZM115 196V195H114ZM119 196V195H118ZM196 196V195H195ZM259 196V195H258ZM79 197V196H78ZM77 197V198H78ZM81 197H82V195H81ZM80 197V198H81ZM84 197V196H83ZM82 197V198H83ZM116 197V196H115ZM125 197V196H124ZM127 197H129V196H127ZM134 197H135V195H134ZM191 197V196H190ZM1 198H3V197H1ZM79 198V199H80ZM93 198V197H92ZM107 198V197H106ZM114 198V197H113ZM113 198H110V199H113ZM118 198V197H117ZM117 198H115V199H117ZM122 198V197H121ZM26 199V198H25ZM76 199V198H75ZM79 199H78V201H79ZM85 199V198H84ZM84 199H80V200H82V201H79V202H77V200H76V211H77V213H75V216H76V223H75V225H76V229L75 230H77L76 231V237H77V239H76V242H77V244H78V254H77V256L79 257V264H81V263H84V262H81L82 260H86V264H88L89 263V260L92 258V256H94L95 254H98L99 252H102L103 251V249L105 248V246H107L108 245V242L110 241L109 240V236H110V234L108 235V232H110V231H107L108 229L106 228V226H107V224H106V226L104 225L105 223V221L104 222H102V217H101V215H100V213H98L99 215H100V217H99V215H97V213H96V210H97V207H96V210L94 211V209H95V207H94V209H92V207H91V204L88 202L89 200H86L88 203H85V201L83 202V200ZM98 199V198H97ZM105 199V198H104ZM108 199H109V197H108ZM114 199V200H115ZM135 199H136V197H135ZM196 199V200H195ZM195 202H197V203H200V204H204V205H209L208 204V202H206V199L204 200L203 199V197L202 196H198V197H195ZM217 199V198H216ZM219 199V198H218ZM92 200V199H91ZM96 200V199H95ZM103 200V199H102ZM263 200V199H262ZM26 201V200H25ZM109 201V200H108ZM132 201V200H131ZM99 202H102L101 200L99 201ZM104 202V201H103ZM112 201H110V203H111ZM126 202V201H125ZM145 202V203H144ZM206 202V203H205ZM43 203V202H42ZM91 203H93V202H91ZM116 203V205H119V204H117L118 202H115ZM135 202H133L132 204H134ZM137 203V202H136ZM160 203V202H159ZM224 203V202H223ZM98 204V203H97ZM102 205V203H99V205ZM114 204V203H113ZM139 204V203H138ZM138 204H137V206H138ZM141 204V203H140ZM219 204H220V202H219ZM226 204V203H225ZM228 204V203H227ZM96 205V204H95ZM108 205V204H107ZM110 205H112V204H110ZM115 205V204H114ZM131 205V204H130ZM136 205V204H135ZM203 205V206H204ZM212 205V204H211ZM241 205V204H240ZM113 206V205H112ZM122 206V205H121ZM136 206V207H137ZM24 207V206H23ZM48 207V206H47ZM99 207V206H98ZM101 207V206H100ZM114 207V206H113ZM116 207V206H115ZM140 207H141V205H140ZM139 207V208H140ZM142 207V208H143ZM208 207H210V206H207V208ZM214 207H216V209H217V207L218 206H215L214 205ZM225 207V206H224ZM26 208V207H25ZM73 208H74V206H73ZM110 208V207H109ZM124 208H126V207H124ZM131 208V207H130ZM138 208V209H139ZM159 208V207H158ZM222 208V207H221ZM50 209V208H49ZM100 209V208H99ZM103 209V208H102ZM114 209V208H113ZM117 209V208H116ZM115 209V210H116ZM132 209V208H131ZM193 209H195V208H193ZM209 209V208H208ZM211 209H212V207H211ZM234 209V208H233ZM235 209H237V208H235ZM234 209V210H235ZM239 209V208H238ZM237 209V210H238ZM107 210H108V208H107ZM112 210V209H111ZM133 210H134V208H133ZM140 210V209H139ZM150 210V211H149ZM245 210V209H244ZM246 210H247V208H246ZM97 211H101V210H97ZM103 211V210H102ZM110 211V210H109ZM114 211V210H113ZM112 211V212H113ZM117 211V210H116ZM131 211H129L130 213H131ZM143 211V210H142ZM142 211H140V212H142ZM164 211V210H163ZM204 211V210H203ZM247 211H249V209L247 210ZM151 212H150V214H151ZM105 213V212H104ZM111 213V212H110ZM109 213V214H110ZM164 213V212H163ZM186 213V212H185ZM210 213V212H209ZM30 214V213H29ZM28 214V215H29ZM38 214V213H37ZM77 214V215H76ZM101 214H102V212H101ZM125 214V213H124ZM157 214H158V212H157ZM164 215V214H163ZM181 215H183L182 213H181ZM215 215H217V214H215ZM27 216V215H26ZM110 216V215H109ZM108 216V217H109ZM111 216H113V215H111ZM115 216H117L116 214H115ZM114 216V217H115ZM125 216V215H124ZM123 216V217H124ZM128 216V215H127ZM159 216V215H158ZM30 217V216H29ZM37 217V216H36ZM74 217V216H73ZM150 218L149 220H147V218ZM178 217V216H177ZM182 217H184V216H182ZM28 218V217H27ZM41 218V217H40ZM101 218V219H100ZM117 218V217H116ZM118 218H121L120 216L118 217ZM161 218V217H160ZM63 219V218H62ZM65 219V218H64ZM127 219V218H126ZM183 219V218H182ZM187 219H188V217H187ZM191 219V218H190ZM204 219V218H203ZM202 219V220H203ZM60 220V219H59ZM106 220V219H105ZM142 219L140 218V221H141ZM114 221V220H113ZM116 221V220H115ZM153 221H155V223L153 222ZM167 221V220H166ZM200 222V221H199ZM110 223V222H109ZM115 223V222H114ZM120 223V222H119ZM183 223V222H182ZM201 223V222H200ZM205 223V222H204ZM141 224V223H140ZM199 224V223H198ZM38 225V224H37ZM74 225V224H73ZM157 226V227H155V226ZM213 226V225H212ZM196 227V226H195ZM109 228V227H108ZM138 228V229H137ZM156 229L158 230V233H156L157 231H156ZM196 230V229H195ZM161 233V232H160ZM135 234V233H134ZM193 235V234H192ZM111 237V236H110ZM130 237V236H129ZM161 237V236H160ZM200 237V236H199ZM163 239V238H162ZM169 239V238H168ZM109 240V241H108ZM160 240V239H159ZM162 241V240H161ZM166 241V240H165ZM200 241V240H199ZM167 242V241H166ZM164 243V242H163ZM163 243H161V244H163ZM187 243V242H186ZM76 244V243H75ZM166 244V243H165ZM162 246V245H161ZM154 247V248H153ZM159 247V246H158ZM163 247V246H162ZM163 248H165V247H163ZM162 248V249H163ZM122 250H123V248H122ZM210 250H212V249H210ZM156 251V252H155ZM163 251V250H162ZM175 251H176V249H175ZM164 252V251H163ZM198 252V251H197ZM85 253V254H84ZM125 253V252H124ZM151 253V252H150ZM152 253H153V251H152ZM151 253V254H152ZM147 254V253H146ZM150 254V255H151ZM160 254V253H159ZM159 254H157V255H159ZM182 254V253H181ZM195 254V253H194ZM205 254V253H204ZM83 255V256H82ZM91 255V256H90ZM156 255V256H157ZM198 255H200V254H198ZM202 255H203V253H202ZM259 255V254H258ZM108 256V255H107ZM147 256V255H146ZM215 256V255H214ZM262 256H264V255H262ZM76 257V256H75ZM98 257V256H97ZM100 257H101V255H100ZM153 257V256H152ZM155 257V256H154ZM190 257V256H189ZM189 257H185L184 255H179V254H177V253H175V254H171V253H169V254H164L163 256H160V258L159 257H157V258H153L154 260H153V262H152V258L150 257V264H193V263H195V261L194 262H192L191 263V259L189 258ZM193 257V256H192ZM204 257V256H203ZM94 258V257H93ZM194 258V257H193ZM218 258H220L219 256H218ZM215 259H216V257H215ZM95 260V259H94ZM98 260V259H97ZM193 260V259H192ZM213 261H214V259H213ZM222 261V260H221ZM88 262V263H87ZM127 262H129V261H127ZM189 262V263H188ZM76 263V262H75ZM93 263V262H92ZM130 263H132V261L130 262ZM202 263V262H201ZM85 264V263H84ZM197 264V263H196ZM199 264H200V262H199Z\"/></svg>",
    "mask_w": 264,
    "mask_h": 264
}]
</instances>
